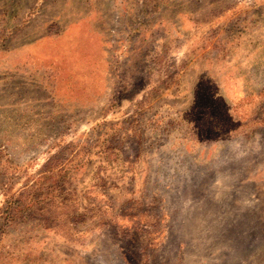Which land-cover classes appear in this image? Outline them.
Listing matches in <instances>:
<instances>
[{"label":"rangeland","instance_id":"obj_1","mask_svg":"<svg viewBox=\"0 0 264 264\" xmlns=\"http://www.w3.org/2000/svg\"><path fill=\"white\" fill-rule=\"evenodd\" d=\"M0 264H264V0H0Z\"/></svg>","mask_w":264,"mask_h":264}]
</instances>
